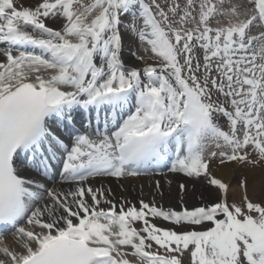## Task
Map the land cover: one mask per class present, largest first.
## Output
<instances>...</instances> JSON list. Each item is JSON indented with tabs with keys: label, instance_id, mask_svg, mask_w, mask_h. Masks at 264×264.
I'll return each instance as SVG.
<instances>
[{
	"label": "snow or ice",
	"instance_id": "snow-or-ice-1",
	"mask_svg": "<svg viewBox=\"0 0 264 264\" xmlns=\"http://www.w3.org/2000/svg\"><path fill=\"white\" fill-rule=\"evenodd\" d=\"M164 168L207 202L105 184ZM8 232L0 264H264V0H0Z\"/></svg>",
	"mask_w": 264,
	"mask_h": 264
},
{
	"label": "bare ground",
	"instance_id": "bare-ground-1",
	"mask_svg": "<svg viewBox=\"0 0 264 264\" xmlns=\"http://www.w3.org/2000/svg\"><path fill=\"white\" fill-rule=\"evenodd\" d=\"M212 171L217 178H221L224 182L231 184V198V194L234 193L237 186L240 175L239 172L232 168H217L215 165L212 166ZM188 179L189 178L184 177L183 174L164 172V175L125 178L122 181L123 187H120L121 182L116 181L115 179L105 180V184L112 187L117 199H119L121 195H124L133 202H136L139 198H143L145 201H150L153 197H155L157 203L163 204L165 207L178 206L181 198L185 200L188 207L198 205L201 202H207L208 194L205 191L204 184L193 185L192 183H188V194L179 191V184L186 182ZM156 180H160L161 182L163 197H161L155 190L154 185ZM169 180H171V183H168ZM145 187L148 188L144 190ZM201 194L205 197L204 201L201 200ZM7 237L11 238L5 241ZM0 239L5 241V245L14 247V240L11 234L8 235L4 233ZM0 259H5V257L0 254Z\"/></svg>",
	"mask_w": 264,
	"mask_h": 264
},
{
	"label": "rangeland",
	"instance_id": "rangeland-1",
	"mask_svg": "<svg viewBox=\"0 0 264 264\" xmlns=\"http://www.w3.org/2000/svg\"><path fill=\"white\" fill-rule=\"evenodd\" d=\"M16 2L19 3V0H16ZM86 2H90V0H86ZM137 48H139V44H137ZM137 48H134L133 51H136ZM140 54H143L142 51L140 52ZM146 188H148V187H145L144 190H146ZM9 234H11V232ZM9 238H11V237H7V239L5 241H7Z\"/></svg>",
	"mask_w": 264,
	"mask_h": 264
}]
</instances>
